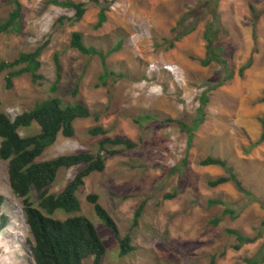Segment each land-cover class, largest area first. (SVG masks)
<instances>
[{
	"label": "rangeland",
	"instance_id": "374dc122",
	"mask_svg": "<svg viewBox=\"0 0 264 264\" xmlns=\"http://www.w3.org/2000/svg\"><path fill=\"white\" fill-rule=\"evenodd\" d=\"M72 1L84 2L87 8L77 22L71 20L72 8L51 0H20L21 26L0 35V61H12L44 45L36 71L42 77L23 73L8 87L10 69L4 70L0 74L1 109L13 119L52 97L64 104L83 101L88 105L93 115L76 119L75 134H59L38 160L96 153L102 135L90 130L97 126L107 136L120 135L138 143L134 150L109 156L105 169L86 177L77 193L81 210L74 214L94 223L107 248L102 264H212L213 257L216 264H246L244 259L264 242V139L256 143L264 116V0H219V43L233 71L232 78L219 86L224 66L200 62L206 52L203 32L214 17L209 0ZM102 5L106 20L97 27ZM13 8V0H0V23ZM183 16V25L174 30ZM190 26L195 29L175 40L177 33ZM74 31L82 33L87 46L105 53L123 39L121 48L106 60L110 71L123 76H111L103 85L101 58L69 46ZM172 41L174 46H170ZM57 53L59 71L54 60ZM250 58L251 66L239 74ZM204 93L209 102L199 116ZM179 122L191 128V144L189 131ZM19 131L25 136L38 132L39 126L34 123ZM208 156L226 160L252 194L244 195L232 182L209 186V180L226 171L218 165H202ZM174 166L181 168L173 172ZM82 167L61 168L50 192L59 193ZM173 192L175 197H165ZM91 193L98 195L121 236L131 235L135 249L130 254L120 256L118 238L95 213L88 200ZM0 196L4 197L0 222L1 215L7 217L5 227L0 228V264H35L22 199L12 191L8 162L1 157ZM211 199L225 201L235 214L223 216L214 225L212 218L222 215L226 205H209ZM141 204L142 215L133 226ZM70 215L56 211L53 217ZM228 229L248 236H257L261 229L262 235L236 249L238 240Z\"/></svg>",
	"mask_w": 264,
	"mask_h": 264
},
{
	"label": "trees",
	"instance_id": "16d2710c",
	"mask_svg": "<svg viewBox=\"0 0 264 264\" xmlns=\"http://www.w3.org/2000/svg\"><path fill=\"white\" fill-rule=\"evenodd\" d=\"M52 3L63 7L74 9L73 22L80 21L87 8L84 2H75L72 0H51ZM219 0H209V6L214 15L213 20L209 22L203 32L205 44V56L200 59L202 65L207 66L212 62L224 66L225 75L218 83V86L230 80L233 71L230 68V59L224 55L223 46L219 43V14L217 12ZM14 8L9 13V17L3 23H0V35L3 32L13 29H20L22 4L20 0H13ZM252 12L256 10L251 6ZM185 16H183L174 30L183 25ZM64 17L60 18L63 21ZM106 20V7L101 6L97 27L101 26ZM183 27V26H182ZM195 26H190L175 35V40H180L185 35L191 33ZM123 39L118 44L109 49L106 53L95 46H87L84 43L82 33L74 31L71 35L69 46L78 50L84 55H98L101 58L103 71L99 78L103 85H107V79L111 76L121 77L115 72L110 71L106 60L109 54L121 48ZM174 46V41L170 43ZM44 45L38 47L33 52L21 53L12 61H0V74L10 69L7 77L8 87L13 84V78L23 73H30L33 78L42 77L37 74L41 62L39 57ZM54 60L56 68L59 71L61 64L58 53L55 54ZM252 59L250 58L239 69V74L250 67ZM59 79V76H58ZM56 90V85L53 86ZM77 94V89L73 91ZM264 101V96L261 98ZM209 95L204 93L201 97V105L198 115L207 106ZM2 101L0 96V157L8 162L9 183L14 194L22 199L26 219L32 236L30 241L31 256L35 264H102L103 257L107 248L101 239L96 226L86 216L74 214L81 210V201L77 195L80 188L85 183V178L93 172H101L105 169L106 160L109 156L122 153L127 150H134L138 143L130 138L115 135L107 136L106 130L102 126L93 127L90 132L95 135H102L96 153L84 151L79 153L61 154L59 156L38 160V157L51 146L59 134L66 137H72L75 134L74 121L78 118H86L93 115L92 111L83 101H77L72 104H64L59 97L45 99L35 104L29 110H24L17 114L13 119L1 109ZM153 117L147 116V120ZM262 133L259 143L264 139V116L261 117ZM170 121H176L171 120ZM178 122V121H176ZM34 123L39 126V131L22 135L21 128H30ZM189 131L188 142L191 144L194 134L191 128L184 122H179ZM112 146V147H111ZM105 152V153H103ZM186 162V161H185ZM202 165H218L225 171L226 175L219 176L209 180L211 187L232 182L237 189L244 195L252 193L244 187L242 181L238 178L234 168L224 159L208 156L200 162ZM76 165H84L80 171L69 181L59 193H51L49 188L55 182L58 172L61 168H69ZM180 166H174L171 171L177 172ZM181 168V167H180ZM177 193H167L166 198H173ZM33 195L35 199H33ZM88 200L93 203L97 216L103 221L105 226L118 238L119 254L126 256L130 254L135 247L132 245L130 234L121 236L118 224L111 214L98 202V195L91 193ZM4 202V197L0 196V209ZM37 203V205H36ZM209 205L222 204L226 205L222 215L215 216L211 222L217 225L222 217L235 214V210L220 199H211ZM264 207V201H261ZM143 204H141L134 214L133 226L139 222L142 215ZM56 211H63L72 214L65 219L53 217ZM6 216L1 215L0 228L3 229L6 224ZM264 226V221H263ZM228 233L236 235L238 243L234 248L239 249L247 243L256 241L261 235L262 230L257 236H248L240 233L235 229H228ZM92 259L91 263L87 260ZM246 264H263L264 263V242L257 251L245 259ZM212 264H216L215 257Z\"/></svg>",
	"mask_w": 264,
	"mask_h": 264
}]
</instances>
